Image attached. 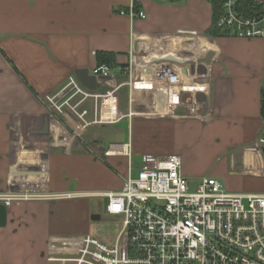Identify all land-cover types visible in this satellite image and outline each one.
Masks as SVG:
<instances>
[{
  "label": "crops",
  "instance_id": "0c3cea01",
  "mask_svg": "<svg viewBox=\"0 0 264 264\" xmlns=\"http://www.w3.org/2000/svg\"><path fill=\"white\" fill-rule=\"evenodd\" d=\"M213 24V0H0V193L20 196L5 204L0 264H66L50 258L73 236L114 243L123 217L107 213L105 193L145 154L180 155L191 183L212 171L231 192H264L233 184V158L264 180V38L213 35ZM101 52L115 55L111 76L90 89L76 71L91 72ZM163 63L189 95L172 114L156 82ZM103 218L119 225L113 235H100Z\"/></svg>",
  "mask_w": 264,
  "mask_h": 264
},
{
  "label": "built area",
  "instance_id": "2783aa9c",
  "mask_svg": "<svg viewBox=\"0 0 264 264\" xmlns=\"http://www.w3.org/2000/svg\"><path fill=\"white\" fill-rule=\"evenodd\" d=\"M220 5V30L241 38H264V11L249 14L240 0H220ZM128 12L145 17L143 11ZM128 70L131 73L132 67ZM90 73L109 77L111 66L98 64ZM155 75L168 108L177 106L182 85L179 68L163 63ZM127 84L133 86V79ZM82 94L98 96L90 90ZM67 103L85 125L91 123L88 110H79L80 102ZM259 146L263 154L264 135ZM122 150L131 154L130 145ZM182 164L178 154L143 155L138 175L129 176L120 191L105 193L107 213L123 217L115 242L93 234L63 238L50 259L66 264H264V192H231L213 176L204 177L192 190ZM19 197L0 193V202Z\"/></svg>",
  "mask_w": 264,
  "mask_h": 264
},
{
  "label": "rangeland",
  "instance_id": "374dc122",
  "mask_svg": "<svg viewBox=\"0 0 264 264\" xmlns=\"http://www.w3.org/2000/svg\"><path fill=\"white\" fill-rule=\"evenodd\" d=\"M200 82H202V81H200ZM188 96L189 95H184V96L182 95L181 98L179 99V102H181V103L182 102H185V103L189 102V99L187 100ZM185 100H187V101H185ZM193 101H196V100H193ZM185 103L181 104V106L185 105ZM177 106H171L170 109L168 108V110L166 112H168L169 114L177 112ZM183 107L187 110V112L195 110L194 106H192V105L191 106L189 105L188 108H187V106H183ZM136 164H137V162L135 163V166H136ZM242 166H243V163L240 159L233 158V184H235V185L237 184L238 187H243V188H246L248 186L249 187H251V186L257 187V185H258L259 190L264 191V180L262 181V184H261V182L257 183L258 181L254 182L255 180L252 181V179H249V176H251V174L243 171ZM139 171H140V168L135 169V171H134L135 177L138 175ZM206 172H207L206 175L208 176V175H210V173L212 171H206ZM203 178L204 177H202L200 180H202ZM223 180H221V181L223 182ZM224 182H225V180H224ZM196 183H198V182H196L195 180H192V184H191L192 190L195 189ZM118 226L119 225L117 223L113 222L112 220L107 219V218H103L102 220L97 221V227L96 228L99 229L100 235L104 234V235L108 236V235H113Z\"/></svg>",
  "mask_w": 264,
  "mask_h": 264
},
{
  "label": "trees",
  "instance_id": "16d2710c",
  "mask_svg": "<svg viewBox=\"0 0 264 264\" xmlns=\"http://www.w3.org/2000/svg\"><path fill=\"white\" fill-rule=\"evenodd\" d=\"M240 5H241V8L249 14H254L259 11H264V5L254 0H240ZM213 7H214V24H213V27L208 30V33L216 35L222 32V30H220L217 27V21L222 14L220 0H213ZM97 57H98V64L106 63L110 66H113L114 64L115 55L113 53L101 52V53H98ZM262 113L264 116V90L262 92Z\"/></svg>",
  "mask_w": 264,
  "mask_h": 264
},
{
  "label": "water",
  "instance_id": "95a60500",
  "mask_svg": "<svg viewBox=\"0 0 264 264\" xmlns=\"http://www.w3.org/2000/svg\"><path fill=\"white\" fill-rule=\"evenodd\" d=\"M76 74L79 80L88 88L95 89L97 86L98 77L94 74H91L88 69H78ZM264 154V150H263ZM7 211L6 205L0 202V225H4L6 223Z\"/></svg>",
  "mask_w": 264,
  "mask_h": 264
}]
</instances>
